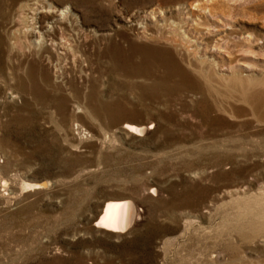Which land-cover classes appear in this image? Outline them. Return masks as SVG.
Wrapping results in <instances>:
<instances>
[{"label": "rangeland", "instance_id": "374dc122", "mask_svg": "<svg viewBox=\"0 0 264 264\" xmlns=\"http://www.w3.org/2000/svg\"><path fill=\"white\" fill-rule=\"evenodd\" d=\"M59 1L85 11L65 107L21 110L0 80V264H230L205 242L264 222L245 204L264 182V0ZM127 14L144 34L116 28ZM124 198L131 230L93 226ZM234 264H264V244H242Z\"/></svg>", "mask_w": 264, "mask_h": 264}, {"label": "bare ground", "instance_id": "6f19581e", "mask_svg": "<svg viewBox=\"0 0 264 264\" xmlns=\"http://www.w3.org/2000/svg\"><path fill=\"white\" fill-rule=\"evenodd\" d=\"M82 10H77L73 4L62 5L59 0H0V80L8 86V98L23 97L25 103L21 110H26L31 104L37 103L51 105L55 109L65 107V102L68 100L59 93L60 82L64 75L63 62L68 59L73 62L77 59V55L81 58V55L73 48V44L85 36L80 29V25H83L85 20V11ZM146 12L153 18L155 9ZM123 17L125 26H116L117 29L130 28V30L142 32L140 28H143V25L137 18L132 17L131 14ZM117 29L110 33L106 32L107 34L94 35L97 41H112L113 36H124ZM147 34L152 36L153 32ZM184 37V34L178 37L172 34L168 37L163 35L161 38L176 48L184 46ZM99 44H97L98 51L102 54L107 53L106 49L101 48ZM163 84L164 82L159 80L158 85ZM142 127L132 122L125 124V128L133 133L143 131ZM2 184L5 185L6 181L3 180ZM44 184L25 182L24 187L37 188ZM258 190L257 197H253L254 194L252 200L246 199V206L264 207V182ZM152 191H155V188H152ZM199 200L200 197L196 201L192 197L184 196L179 199L178 205L188 208L198 207L201 202ZM138 216L133 201L125 198L123 200L108 199L103 202L93 226L107 233L125 232L133 228ZM255 237L264 244L263 221L256 227L246 228L243 233L241 229L225 233L216 232L211 236V245L206 246L205 242L204 246L207 250L212 248L210 251L215 253V257H224L226 262L234 264L240 259L242 244H247Z\"/></svg>", "mask_w": 264, "mask_h": 264}]
</instances>
